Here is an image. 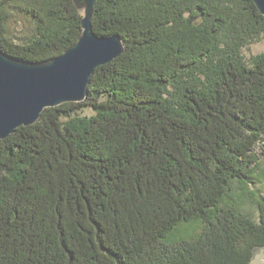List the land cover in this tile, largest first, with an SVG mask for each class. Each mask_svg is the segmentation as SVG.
I'll return each mask as SVG.
<instances>
[{
  "label": "trees",
  "instance_id": "obj_1",
  "mask_svg": "<svg viewBox=\"0 0 264 264\" xmlns=\"http://www.w3.org/2000/svg\"><path fill=\"white\" fill-rule=\"evenodd\" d=\"M80 20L72 0H0V49L56 57ZM91 26L124 51L83 101L0 139V264H250L264 247V50L242 51L264 41V16L251 0H97Z\"/></svg>",
  "mask_w": 264,
  "mask_h": 264
},
{
  "label": "water",
  "instance_id": "obj_2",
  "mask_svg": "<svg viewBox=\"0 0 264 264\" xmlns=\"http://www.w3.org/2000/svg\"><path fill=\"white\" fill-rule=\"evenodd\" d=\"M264 16V0H251ZM81 15V34L60 55L27 61L0 49V139L21 126L34 124L44 109L81 102L96 67L124 51L119 34L102 36L91 26L97 0H72Z\"/></svg>",
  "mask_w": 264,
  "mask_h": 264
},
{
  "label": "rangeland",
  "instance_id": "obj_3",
  "mask_svg": "<svg viewBox=\"0 0 264 264\" xmlns=\"http://www.w3.org/2000/svg\"><path fill=\"white\" fill-rule=\"evenodd\" d=\"M28 23L23 17H15L10 24V36L14 39L15 42H18L20 37H23L25 34L29 33L27 29ZM264 50V41L258 40L248 47L244 48L242 54L246 59H249L251 56ZM85 113H90V109L86 108ZM237 206L241 211L247 213L253 220L258 218L257 206L253 201L247 200L241 201L236 200ZM250 264H264V247L258 248L254 252V257Z\"/></svg>",
  "mask_w": 264,
  "mask_h": 264
}]
</instances>
